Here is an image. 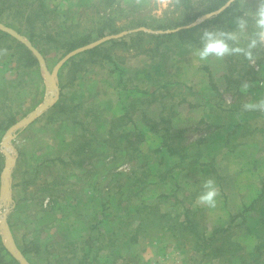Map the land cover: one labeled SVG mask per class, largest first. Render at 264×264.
<instances>
[{"label":"rangeland","instance_id":"1","mask_svg":"<svg viewBox=\"0 0 264 264\" xmlns=\"http://www.w3.org/2000/svg\"><path fill=\"white\" fill-rule=\"evenodd\" d=\"M232 1L253 34L258 0ZM205 5L0 0V155L10 172L3 169L0 179V237L19 264H140L157 242L175 253L167 264H252L257 244L264 264V229L256 233L260 217L251 211L264 193V44L251 59L229 53L200 60L204 45L152 38L178 31L168 27L190 22ZM142 22L150 27L135 28ZM75 40L92 42L67 53L62 46ZM18 43L39 66L20 58ZM95 47L98 56L74 59L71 68ZM59 103L66 109L55 110ZM209 179L219 193L215 208L197 202ZM142 202L160 203L171 221L157 224L159 213ZM137 209L144 231L115 259V247L101 249L98 238L108 240ZM185 209L200 210L204 241L167 230ZM223 237L237 244L234 253L220 252Z\"/></svg>","mask_w":264,"mask_h":264},{"label":"trees","instance_id":"2","mask_svg":"<svg viewBox=\"0 0 264 264\" xmlns=\"http://www.w3.org/2000/svg\"><path fill=\"white\" fill-rule=\"evenodd\" d=\"M231 0H206V5L205 8L200 11L196 16H194V18H192L190 20V22L186 23H182L179 24L177 26H173V27H168L169 29H179L176 32H170L168 34H159L157 36H152L153 39L159 41L160 43H170L172 41H174L175 43H179L181 45L184 44H190V45H196L198 48L202 47V45H204L205 38H204V33L206 31H212V32H235L237 31V21L240 18H244L245 20L248 21V25H250V20L248 18L244 17V14L242 13V11H240V4L239 1H232ZM230 2V5L226 8V10L221 11L220 9L224 6H226L228 3ZM216 12H220L218 15L205 20L204 22H202L201 24H197L195 26L189 27L188 25H190L192 22H194L196 19H198L201 16L204 15H208V14H213ZM148 28L150 26H148V24L146 22H142L140 23V25H136L135 28ZM182 27H186V28H182ZM158 30H163L162 28H159ZM1 34V32H0ZM117 34V33H115ZM3 37H8L7 34H3ZM30 39V38H29ZM31 43H33V39H30ZM92 41L90 40H84L82 41L80 44H76V40L75 41H70L68 42L69 45V49L67 48V45H63L62 47L66 49V52H72L78 48L87 46L91 43ZM117 43V42H115ZM235 44V42L233 41H229V44ZM34 44V43H33ZM35 46H37L35 44ZM233 47V46H232ZM39 49V48H38ZM40 50V49H39ZM99 47H95V48H91L89 50H86L83 54L77 56V58H73V63L71 64V68H75L78 64L75 63L74 59H79L82 60L85 56L90 55L91 57L94 56H98ZM16 52H18L20 54V58L23 59V61H27L26 63L30 66H39V61L38 59L34 56V54L31 52V50H29V48L25 45V44H17V50ZM41 53H43L42 49L40 50ZM44 54V53H43ZM238 55H240L241 53H237ZM234 61V58H233ZM235 63V66L236 67ZM73 66V67H72ZM231 72H236L237 70L236 68H234ZM122 74V73H121ZM233 74V73H232ZM240 74V72H239ZM227 79V78H226ZM62 80V78H61ZM62 82V81H61ZM55 110H65L66 107L64 105H60L56 104L54 106ZM115 125V123H114ZM138 138V142L139 143L141 140H143V138L141 136H143V134L140 132ZM137 148V146H135V149ZM81 148H77L76 150H81ZM4 158L0 155V179H1V174L2 171L4 169ZM0 187H1V183H0ZM122 196V195H121ZM124 197V196H123ZM158 201V200H157ZM156 201V202H157ZM260 202H262L263 204H259ZM158 203V202H157ZM142 207L144 208H150V209H154V212L159 213L158 216H156V219L160 220L159 222H157V224H160L162 221H165L166 218H169V221H171L169 215L164 214L162 212H160L159 209V204L152 206V204H148L147 202H142ZM251 211L253 212H257V214L260 217V223L259 226L257 227V229L255 230L256 233H258V231H263L264 229V193H262L260 195V197L255 201V203L251 206ZM141 210L137 209L135 210V214L138 216V218L135 217V214L131 215L132 212H128L126 214L125 219L128 220V222L126 223L125 227H119L117 230H115V232H111L108 234L109 239H102V238H98V241H101V249H106L109 248V245L111 247H115V259H119L121 252L125 251L126 249L132 247L133 245H136L139 241V233H141L142 228L144 226V221H142L141 223V218H142V214H141ZM200 213V210H193V209H185L184 212L181 214L180 216L181 219L178 226L177 225H171L168 226L167 230L168 231H179V232H186L189 235H191L196 241H204L203 238V233L201 232V224L200 221L198 220V214ZM156 220V221H158ZM167 223V222H166ZM126 228V230H124ZM131 229V230H130ZM220 233L218 230H215L214 232V236L212 237V243L211 245L215 242V237L216 234ZM228 238L223 237L222 239V246L220 248H218L220 250V252L222 254L230 251L232 253H234L236 251L237 248V244H232V242H226ZM219 240V239H218ZM217 240V241H218ZM226 248H225V246ZM239 248V246H238ZM260 245H256L255 248L253 249V253L251 255H249V258L252 261V264H262V258H261V251L259 250ZM69 250H67V252L72 251L70 248H68ZM36 250H39V246L38 244L36 245ZM216 250V249H215ZM0 252L4 253L5 258L1 259L7 262V264H19L13 257H11L10 253L6 250L1 237H0ZM221 254V256H223ZM240 260H242V256H238ZM216 259H220V255H216L215 257ZM8 259V260H7ZM86 259L87 258H83L79 261L80 264H86ZM241 264H245L244 262H246V260H244V262L240 261ZM116 264V261H115ZM248 264V263H247Z\"/></svg>","mask_w":264,"mask_h":264},{"label":"clouds","instance_id":"3","mask_svg":"<svg viewBox=\"0 0 264 264\" xmlns=\"http://www.w3.org/2000/svg\"><path fill=\"white\" fill-rule=\"evenodd\" d=\"M259 7L254 13L256 31L248 34V21L240 18L237 21V31L235 32H212L204 33L205 43L202 49L196 54L200 60H206L209 56L215 55L222 57L229 53H243L249 59L252 58V49L259 44H264V0H258ZM245 39L249 41L247 48L240 46V41ZM229 41L237 43L232 47ZM204 190L198 196L197 202L201 206L215 208L217 204L218 190L213 180L209 179L204 182Z\"/></svg>","mask_w":264,"mask_h":264},{"label":"crops","instance_id":"4","mask_svg":"<svg viewBox=\"0 0 264 264\" xmlns=\"http://www.w3.org/2000/svg\"><path fill=\"white\" fill-rule=\"evenodd\" d=\"M174 254L175 253L172 251H164V247L160 243H153L146 248L143 261L140 264H167L169 263L168 260H170L171 256Z\"/></svg>","mask_w":264,"mask_h":264},{"label":"water","instance_id":"5","mask_svg":"<svg viewBox=\"0 0 264 264\" xmlns=\"http://www.w3.org/2000/svg\"><path fill=\"white\" fill-rule=\"evenodd\" d=\"M49 78H51L50 76H49ZM46 106L45 107H43V108H41L40 110H38L37 112H36V114L33 116V118L32 119H30V120H28L27 122H26V124L27 123H29V122H32L40 113H42L44 110H46ZM10 159H11V157H10ZM4 172H5V174L8 176L9 175V165L7 164L6 165V167H5V169H4ZM5 189H6V192L7 193H9V183H8V180H7V177H6V187H5ZM9 232V231H8ZM9 235V234H8ZM8 241H9V243H10V245H12V240H11V238H10V236L8 237Z\"/></svg>","mask_w":264,"mask_h":264}]
</instances>
